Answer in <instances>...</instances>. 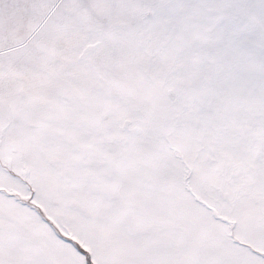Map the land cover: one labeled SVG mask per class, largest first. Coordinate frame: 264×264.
Masks as SVG:
<instances>
[{"label":"snow or ice","instance_id":"snow-or-ice-1","mask_svg":"<svg viewBox=\"0 0 264 264\" xmlns=\"http://www.w3.org/2000/svg\"><path fill=\"white\" fill-rule=\"evenodd\" d=\"M0 264H264V0H0Z\"/></svg>","mask_w":264,"mask_h":264}]
</instances>
